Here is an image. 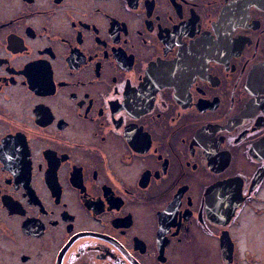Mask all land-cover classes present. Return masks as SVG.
<instances>
[{"label": "flooded vegetation", "instance_id": "1", "mask_svg": "<svg viewBox=\"0 0 264 264\" xmlns=\"http://www.w3.org/2000/svg\"><path fill=\"white\" fill-rule=\"evenodd\" d=\"M263 191L264 0H0V264H264Z\"/></svg>", "mask_w": 264, "mask_h": 264}, {"label": "rangeland", "instance_id": "2", "mask_svg": "<svg viewBox=\"0 0 264 264\" xmlns=\"http://www.w3.org/2000/svg\"><path fill=\"white\" fill-rule=\"evenodd\" d=\"M262 193H264V191L262 192ZM253 221H254V223H252V224H254V226L255 227H257V226H260L261 227V229L260 230H262L261 232H263L261 235H264V215H263V217H259V218H255V219H253ZM258 222H260L259 224H258ZM249 225H252V224H250V223H248ZM263 226V227H262ZM264 238V237H263ZM249 246L251 247L252 245L251 244H249ZM259 246H261V245H259ZM264 247V246H263ZM262 250H260V256L261 257H263L264 258V252H262Z\"/></svg>", "mask_w": 264, "mask_h": 264}, {"label": "water", "instance_id": "3", "mask_svg": "<svg viewBox=\"0 0 264 264\" xmlns=\"http://www.w3.org/2000/svg\"><path fill=\"white\" fill-rule=\"evenodd\" d=\"M260 172H261V174H263V170H261Z\"/></svg>", "mask_w": 264, "mask_h": 264}]
</instances>
